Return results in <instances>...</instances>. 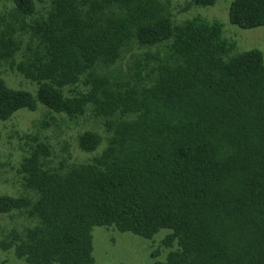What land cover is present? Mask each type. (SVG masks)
I'll return each instance as SVG.
<instances>
[{"label": "trees", "instance_id": "16d2710c", "mask_svg": "<svg viewBox=\"0 0 264 264\" xmlns=\"http://www.w3.org/2000/svg\"><path fill=\"white\" fill-rule=\"evenodd\" d=\"M5 1L0 60L37 89L0 76V120L40 103V129L91 123L77 146L102 148L75 162L40 129L25 133L11 168L35 198L1 195L0 212L37 222L0 249L32 264H94L95 226L145 238L167 229L155 264H264V55L235 52L217 18L177 16L218 0ZM227 14L264 26V0H231Z\"/></svg>", "mask_w": 264, "mask_h": 264}, {"label": "rangeland", "instance_id": "374dc122", "mask_svg": "<svg viewBox=\"0 0 264 264\" xmlns=\"http://www.w3.org/2000/svg\"><path fill=\"white\" fill-rule=\"evenodd\" d=\"M40 8L47 6V0H36ZM177 1V0H176ZM184 0H179L183 4ZM231 0H218L213 6L183 9L180 7L178 17L201 14L212 19L217 18L224 24V31L227 37L235 44V52L257 48L264 55V26L250 29L240 28L228 20V6ZM11 4L5 0H0V14L4 13ZM16 58V57H15ZM0 76L5 83L13 88L22 89L36 93L34 81L23 77L12 71L5 61L0 60ZM44 105L38 103L33 111L27 109L17 110L9 119L0 120V196H20L26 195L31 199L35 198V192L28 190L18 173L11 166L19 163L21 157L26 155L28 144L25 133H34L40 129L42 118L45 115ZM65 118H59L57 125H48L40 129V135H46L50 143L57 149L56 152L69 153L71 157L78 160H86L90 156L97 155L101 148L95 152L85 153L77 146V132L87 129L91 123L79 124ZM104 144V142H103ZM63 148V151L60 148ZM28 154V153H27ZM37 222L36 218L27 217L19 210H12L7 213L0 212V240L6 238L12 229H22L32 226ZM167 229H160L151 238H145L128 231H120L115 227L95 226L92 230L94 264H155L157 260L165 258L167 250L159 245ZM159 253L155 256V251ZM0 264H32L23 258L16 256L13 248L7 250L0 249ZM57 264V263H53Z\"/></svg>", "mask_w": 264, "mask_h": 264}]
</instances>
